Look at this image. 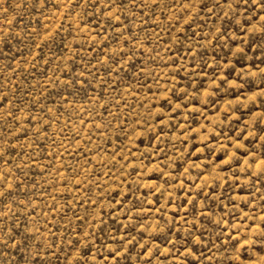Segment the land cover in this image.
I'll return each instance as SVG.
<instances>
[{
	"label": "rangeland",
	"instance_id": "obj_1",
	"mask_svg": "<svg viewBox=\"0 0 264 264\" xmlns=\"http://www.w3.org/2000/svg\"><path fill=\"white\" fill-rule=\"evenodd\" d=\"M0 264H264V0H0Z\"/></svg>",
	"mask_w": 264,
	"mask_h": 264
}]
</instances>
